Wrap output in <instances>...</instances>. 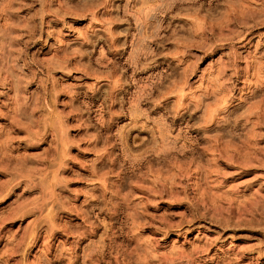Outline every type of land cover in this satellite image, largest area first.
<instances>
[{
    "label": "rangeland",
    "instance_id": "rangeland-1",
    "mask_svg": "<svg viewBox=\"0 0 264 264\" xmlns=\"http://www.w3.org/2000/svg\"><path fill=\"white\" fill-rule=\"evenodd\" d=\"M0 264H264V0H0Z\"/></svg>",
    "mask_w": 264,
    "mask_h": 264
}]
</instances>
